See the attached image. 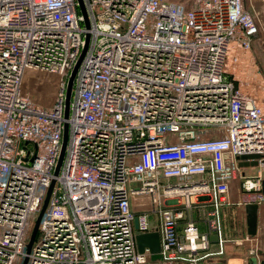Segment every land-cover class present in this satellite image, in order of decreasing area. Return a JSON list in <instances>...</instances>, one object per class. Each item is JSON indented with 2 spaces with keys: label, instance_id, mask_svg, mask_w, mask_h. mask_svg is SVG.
I'll list each match as a JSON object with an SVG mask.
<instances>
[{
  "label": "built area",
  "instance_id": "built-area-1",
  "mask_svg": "<svg viewBox=\"0 0 264 264\" xmlns=\"http://www.w3.org/2000/svg\"><path fill=\"white\" fill-rule=\"evenodd\" d=\"M81 2L87 28L76 0H0V264H225L249 239L244 206H264L254 15L242 0ZM135 230L157 233L156 259Z\"/></svg>",
  "mask_w": 264,
  "mask_h": 264
},
{
  "label": "rangeland",
  "instance_id": "rangeland-1",
  "mask_svg": "<svg viewBox=\"0 0 264 264\" xmlns=\"http://www.w3.org/2000/svg\"><path fill=\"white\" fill-rule=\"evenodd\" d=\"M182 1L189 2V0H182ZM251 1L252 4L248 2L245 3L244 6L250 13L254 15L255 21L258 26V33L251 41V55L263 80L261 87L256 90V93L259 97L260 96L264 97V6L261 0H251ZM150 26H151V21L150 18L147 17L145 28L148 29L150 28ZM25 79L23 81H25ZM54 87L49 89L50 95L53 94L55 90ZM22 89L24 90L25 93H27V95H29L28 97L31 99L33 103L39 105L41 104L45 105V103L43 102L44 101L43 97H40V95L38 96L34 95L37 91L40 93H44L45 90L41 84L37 86V85H33V83L30 84L24 83ZM221 208L224 209L222 212L223 218L225 217L224 224L227 227V229L231 231L232 234L229 237H226V239L231 241L235 240L236 237L239 235L236 230L237 226L234 220L236 215L235 206L228 205V206H223ZM260 213L264 215V206L260 208ZM36 217H37V213H31L27 218L26 227H25V236H24V241L26 242L29 239ZM253 236L255 235L252 236L249 235L248 237L249 239L242 241L240 244L227 243L224 247H226V249L230 251L228 252L224 251L225 264H232L231 262L227 261L228 257L230 256L237 258L240 257L241 259L243 258L245 262L248 261V264H251L252 258H254L255 256L264 255V221L260 225V231L257 235V238L256 237L254 238ZM251 250L253 251L251 252Z\"/></svg>",
  "mask_w": 264,
  "mask_h": 264
},
{
  "label": "water",
  "instance_id": "water-1",
  "mask_svg": "<svg viewBox=\"0 0 264 264\" xmlns=\"http://www.w3.org/2000/svg\"><path fill=\"white\" fill-rule=\"evenodd\" d=\"M77 3H78V9H79V12L80 14L82 15L83 17V24L84 26L87 28L88 24H87V20H86V14H85V11H84V7L82 5V2L81 0H76ZM87 34H85V44H86V41H87ZM84 48H85V45L83 47V49L81 50L80 54H79V57L77 59V61L75 62L74 66L72 67L71 71H70V74H69V77L67 79V84H66V91H65V101H64V116H66V111H67V103H68V97H69V91H70V86H71V81H72V77H73V74L75 72V69L78 65V62L84 52ZM65 139H66V127L64 125V128H63V133H62V145H61V150H60V154H59V157H58V161H57V165L54 169V174H56L57 172V168H58V165H59V162H60V159H61V156H62V151H63V146L65 144ZM251 158V157H257V155H247V156H240V159H244V158ZM239 164H241L239 162ZM52 184V182H51ZM51 184L46 192V195H45V198L43 200V203H42V206H41V209L36 217V220L34 222V225H33V228L31 230V233H30V237H29V240H28V243L26 244V249L28 250L29 249V246L31 244V241L33 239V236L35 234V231H36V227H37V224H38V220L40 218V215L46 205V202H47V199H48V195H49V192H50V188H51ZM263 185H264V181H263ZM263 191H264V188H263ZM244 213H245V232L247 235H254L256 233V225H257V206L253 203L251 204H246L244 206ZM133 228L136 229V220L134 219L133 220ZM134 240H135V245H136V248H137V251L138 252H142L143 251V248L146 247L148 248L149 252H150V259H156L158 257V254H157V251L159 249V243H158V235L156 232H148V233H139L137 230H135V234H134ZM258 264H264V259H261L258 261Z\"/></svg>",
  "mask_w": 264,
  "mask_h": 264
},
{
  "label": "crops",
  "instance_id": "crops-1",
  "mask_svg": "<svg viewBox=\"0 0 264 264\" xmlns=\"http://www.w3.org/2000/svg\"><path fill=\"white\" fill-rule=\"evenodd\" d=\"M243 4L245 3H248L250 2V4H252V1L251 0H242ZM262 2V1H261ZM260 208L259 207L257 209V225H256V233L254 234L255 236H253L254 238L256 237L257 238V235L260 231V225L262 224V222L264 221V215H262V213H260ZM224 209L221 208L220 210V214H221V225H222V235L223 237L226 239V237H229L231 234V231L229 229H227V227L225 226V217L223 218L222 216V212H223ZM256 240V239H255ZM224 251H230V250H227L226 247H224ZM225 254V252H224ZM232 254V253H230ZM262 255V254H261ZM261 259H264V255L262 256H258V259H256L255 257L252 258V263L251 264H258V260H261ZM228 262H231L232 264H248V261L245 262V260L240 257H228L227 259ZM218 262H220V259H210L209 260V264H219ZM225 263V262H224Z\"/></svg>",
  "mask_w": 264,
  "mask_h": 264
},
{
  "label": "bare ground",
  "instance_id": "bare-ground-1",
  "mask_svg": "<svg viewBox=\"0 0 264 264\" xmlns=\"http://www.w3.org/2000/svg\"><path fill=\"white\" fill-rule=\"evenodd\" d=\"M234 52V49H232V47L230 46V49H229V51H228V55L229 54H231V53H233ZM26 78V76L23 78V80ZM253 78V77H252ZM254 82H256V76H254ZM257 81H258V78H257Z\"/></svg>",
  "mask_w": 264,
  "mask_h": 264
}]
</instances>
